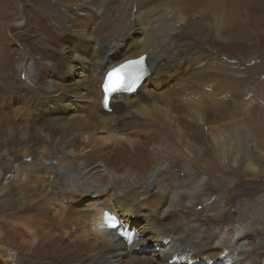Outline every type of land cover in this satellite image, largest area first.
<instances>
[{
  "label": "bare ground",
  "instance_id": "bare-ground-1",
  "mask_svg": "<svg viewBox=\"0 0 264 264\" xmlns=\"http://www.w3.org/2000/svg\"><path fill=\"white\" fill-rule=\"evenodd\" d=\"M19 1L5 12L21 56L18 79L0 85V258L264 264V129L251 130L260 111L231 104L226 83L258 68L215 56L244 44L232 33L245 2ZM142 55L151 75L104 111L105 73ZM170 72L191 75L190 91L152 89ZM247 177L263 184L240 186ZM107 213L129 239L105 228Z\"/></svg>",
  "mask_w": 264,
  "mask_h": 264
},
{
  "label": "rangeland",
  "instance_id": "rangeland-1",
  "mask_svg": "<svg viewBox=\"0 0 264 264\" xmlns=\"http://www.w3.org/2000/svg\"><path fill=\"white\" fill-rule=\"evenodd\" d=\"M30 1L31 5L33 6V0ZM59 1L60 3L62 2L63 5H67L69 4V2H77V0ZM236 1L237 0H234V3ZM241 2L245 3L242 5L235 4V14H238H236V17H234V29L232 34L234 35V39H242V42L244 44L240 46H228V48H219L215 50V52H218L215 56H227L230 59L232 66L238 68L239 70H245L247 69L246 67L258 68L255 72L250 70L244 71L245 73L240 77L231 75V78L226 83L229 86L230 90L234 93L230 101L231 104L236 103L234 105H239L240 103H246L250 101L255 106L254 108H257L258 111H260L258 113H255L254 116H259V118L256 121L253 120V124L251 127V130L259 131V129L261 128L264 129V68L261 67V62H264V0H241ZM33 7L35 8V6ZM19 10V0H0V48L2 49V52L0 53V85L2 86L9 87L13 84V80L18 79V76L14 72L16 68L14 65H12L13 62H15V60L21 56L20 46L18 42L13 39V36L18 35V31L14 30L13 27H11V19L5 12H9L12 16L14 14H17ZM192 19L195 20V17ZM241 57H254V59L249 63V61L247 62L246 60H241ZM123 58L124 57H118L116 59V62H119ZM11 65L13 66L12 68ZM201 69L202 68L198 69L197 71H201ZM180 75L182 74H179L178 72H170L163 83H153L151 87L153 90L163 93L167 89H169L168 91H170L172 89H175L176 87H180V84H182V91H190L186 87L189 84L188 81L191 75H184L183 77H181ZM245 120L247 122V118H244L243 121ZM249 123H252V121ZM201 132H203V134L201 133L203 136L207 135L205 128L201 130ZM200 141V144L206 143L205 137H203ZM225 170L226 169L222 171L223 176L226 174L227 177V175H230L231 172L229 170H226L228 171L226 172ZM174 172L178 173V169H175ZM226 177L224 178L225 182L222 181L221 184H226ZM262 184L263 181L260 179L251 180L250 177H247L242 180L240 186H244L246 188H254ZM219 192L222 191H215V193L217 194ZM84 203L86 202H83L80 205H83ZM139 222L143 224V220H139ZM139 228L140 227H138V229ZM160 247L158 249H160ZM147 249L148 254L153 251H157L156 248ZM202 261L208 262V260L206 259H202ZM0 264H7V262H5L4 259L0 258Z\"/></svg>",
  "mask_w": 264,
  "mask_h": 264
},
{
  "label": "snow or ice",
  "instance_id": "snow-or-ice-1",
  "mask_svg": "<svg viewBox=\"0 0 264 264\" xmlns=\"http://www.w3.org/2000/svg\"><path fill=\"white\" fill-rule=\"evenodd\" d=\"M140 63V60H129L125 63H121L118 67L113 68L107 73V82L104 89L105 105L108 104L110 96L118 98L116 94L133 89V86L140 80ZM107 226L112 228L117 227L115 223Z\"/></svg>",
  "mask_w": 264,
  "mask_h": 264
}]
</instances>
